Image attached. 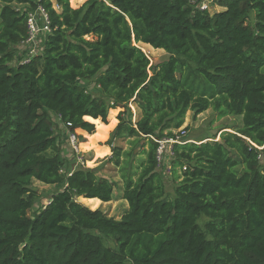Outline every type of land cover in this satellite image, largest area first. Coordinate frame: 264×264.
Segmentation results:
<instances>
[{
  "label": "trees",
  "instance_id": "16d2710c",
  "mask_svg": "<svg viewBox=\"0 0 264 264\" xmlns=\"http://www.w3.org/2000/svg\"><path fill=\"white\" fill-rule=\"evenodd\" d=\"M1 2L0 264H264V0ZM38 6L50 33L28 56ZM138 43L169 60L151 63ZM117 110L112 141L147 149L111 158L128 206L115 220L77 201L108 203L114 184L63 164L68 134L85 153L80 136L99 141ZM207 110L241 125L173 145L170 196L152 138ZM33 180L58 190L30 215Z\"/></svg>",
  "mask_w": 264,
  "mask_h": 264
},
{
  "label": "rangeland",
  "instance_id": "374dc122",
  "mask_svg": "<svg viewBox=\"0 0 264 264\" xmlns=\"http://www.w3.org/2000/svg\"><path fill=\"white\" fill-rule=\"evenodd\" d=\"M53 1V0H52ZM85 0H70V6L72 7H78L82 2ZM54 4V3H53ZM3 5V3L0 0V8ZM55 5V4H54ZM206 9L210 14H213L214 12L220 11L219 7L216 6L214 3L205 2ZM56 8V7H55ZM22 9V7H21ZM138 48L142 50V52L148 57L151 63H154L156 58L163 55L164 52L162 50H155L152 49L148 45H144L141 43H138L136 45ZM24 48V47H23ZM22 45L19 46V49H23ZM37 50V48H36ZM35 51V49H34ZM16 58L14 62H16ZM131 113H132V121H134V117L136 115V110L132 107H130ZM119 110L109 118V121L112 119V122L106 126V127H100L97 130V135L99 137V141H96L95 138L88 139V135L80 136L83 140L85 146L82 148V150L85 153L75 154L70 146L69 140L66 141V143L69 145V160H64L65 165L63 166L69 167L71 164V170H73L77 165L78 167H84V168H90V169H96L99 176H103L107 179H109L114 184V193L113 198L108 203H100L97 206H91L88 202L85 201L83 198H78L77 201L81 203L82 205L86 206L90 210H97L100 209L103 211L107 217H111L115 220H118L126 211L128 208L126 201H124L121 198V175L119 167H117L113 162H111V158L114 156L120 157L122 160L124 157L123 153L126 151H130L132 148L134 149V154H140L143 150L147 149V147H143L142 143H139L136 147L130 144L133 139L128 140H115L112 141L111 136L117 126V113ZM241 121L240 118L233 117V116H227L224 118H219L216 113H214L212 110H207L202 114H199L197 116L194 115L193 112H187L184 118V124L179 130L185 131V140L187 141H193L197 143L196 141H201L203 139H213L216 138V140L219 139L217 137L219 131L223 128H230L233 129V127H240ZM55 126V125H54ZM56 131L58 132V128ZM178 130V131H179ZM225 131V130H224ZM228 132H233L232 130H226ZM63 131H59V133H62ZM96 132V130H95ZM177 131H175L176 134ZM108 141H112L111 147H106V144ZM61 143V139H60ZM66 144V146H67ZM199 144V143H197ZM106 148V152L103 154L97 153L99 150H104ZM74 153V154H73ZM65 157V156H64ZM144 156H140V158L143 159ZM163 174V179L166 185V192L168 195H173V188L174 184L172 182V176H169L165 170L161 171ZM165 174V176H164ZM31 188L36 191L38 196V199L35 202V205L30 212V215L40 206V205H46L48 203V200L52 196L54 192L58 190V186L56 185H44L36 181H32Z\"/></svg>",
  "mask_w": 264,
  "mask_h": 264
},
{
  "label": "built area",
  "instance_id": "2783aa9c",
  "mask_svg": "<svg viewBox=\"0 0 264 264\" xmlns=\"http://www.w3.org/2000/svg\"><path fill=\"white\" fill-rule=\"evenodd\" d=\"M205 2L202 3L201 9H206ZM50 33V19L47 11L42 7L38 6L33 12H30L27 17V38L22 45L25 51H28V56H31L37 52V41ZM35 49V51H34ZM28 61V57L24 60ZM67 126H70L67 124ZM175 137L168 139H153L157 143L158 147L156 149L155 158L157 162V167L159 169L165 170V172L170 174V158L173 156L172 146L173 145H183L186 143H195L193 141L185 140V131L179 130L174 133ZM68 140L72 151L78 154L77 139L73 134H68Z\"/></svg>",
  "mask_w": 264,
  "mask_h": 264
},
{
  "label": "water",
  "instance_id": "95a60500",
  "mask_svg": "<svg viewBox=\"0 0 264 264\" xmlns=\"http://www.w3.org/2000/svg\"><path fill=\"white\" fill-rule=\"evenodd\" d=\"M170 58L169 54L164 53L163 55L159 56L158 58H156L154 64H159V63H164L167 62ZM228 132V131H227Z\"/></svg>",
  "mask_w": 264,
  "mask_h": 264
},
{
  "label": "crops",
  "instance_id": "0c3cea01",
  "mask_svg": "<svg viewBox=\"0 0 264 264\" xmlns=\"http://www.w3.org/2000/svg\"><path fill=\"white\" fill-rule=\"evenodd\" d=\"M65 157H66V158H69V153H68V152H66ZM95 201H99V200L95 199ZM100 203H101V202H100Z\"/></svg>",
  "mask_w": 264,
  "mask_h": 264
}]
</instances>
